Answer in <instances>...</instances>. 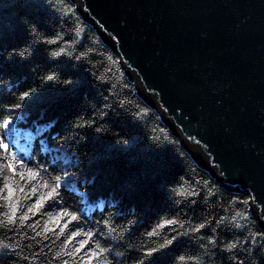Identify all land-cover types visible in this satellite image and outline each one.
Masks as SVG:
<instances>
[{"label": "trees", "instance_id": "trees-1", "mask_svg": "<svg viewBox=\"0 0 264 264\" xmlns=\"http://www.w3.org/2000/svg\"><path fill=\"white\" fill-rule=\"evenodd\" d=\"M68 6L73 12L67 13L64 8L53 15L38 7L37 0H0V49L5 55L12 49L18 52L11 59L0 56V119L12 115L10 127L34 137L29 140L20 135L22 142L18 143L12 131L4 133L0 129V139L10 146L0 149V188L8 183L24 189L23 194L15 193L19 207L14 224L7 223L4 213L11 209L0 197V244H18L17 252L22 253L21 257L10 258L8 249H0V264H136L142 250L158 248L170 239L171 227L183 224L180 230L187 231L198 223L221 219L223 224L212 225L223 232L217 233L220 249L228 243H238V247L213 253L207 243L212 233L202 232L204 247L213 257L203 264H229L241 249L244 255L240 258H246V264H264V236L245 246V239L255 238L259 230L248 194L225 190L197 165L170 125L137 92L118 54L85 22L74 3ZM21 17H31L48 31L58 33L63 37L59 46L72 56L52 57L48 53L58 51V47L48 46L46 52L44 47L32 44ZM81 52L86 55L76 59ZM51 72L57 79L43 81L42 77ZM64 77L72 78L74 85H64ZM29 88L36 92L21 100V93ZM17 103L21 108H15ZM93 111L97 119H104L101 127L108 134L74 127L81 122L76 119L78 114ZM116 132L128 139L127 145L114 143ZM9 159L14 160L23 179L2 167ZM20 160L23 167H19ZM38 165L49 172L55 166L53 175L64 169L76 173L57 200L46 199L39 211L34 205L49 190L42 181L51 180L43 172L39 179L29 178V169ZM178 175L185 176L183 188L187 192L200 195L177 196V201L188 203L165 212L164 185ZM32 187L38 189L35 196L31 195ZM68 212L75 213L77 219L74 221ZM26 213L28 219L22 221ZM237 213L240 215L233 221ZM167 219L178 223L164 225ZM237 223L242 227H236ZM194 244L195 238L181 240L156 255L151 264H172L177 252H185ZM97 245L108 251L99 253ZM93 252L98 255L92 257Z\"/></svg>", "mask_w": 264, "mask_h": 264}, {"label": "water", "instance_id": "water-1", "mask_svg": "<svg viewBox=\"0 0 264 264\" xmlns=\"http://www.w3.org/2000/svg\"><path fill=\"white\" fill-rule=\"evenodd\" d=\"M74 4L197 165L248 194L264 228V0Z\"/></svg>", "mask_w": 264, "mask_h": 264}, {"label": "snow or ice", "instance_id": "snow-or-ice-1", "mask_svg": "<svg viewBox=\"0 0 264 264\" xmlns=\"http://www.w3.org/2000/svg\"><path fill=\"white\" fill-rule=\"evenodd\" d=\"M75 3V0H37V6L40 7L43 11L51 13L53 15L60 13L64 8H67V13L73 12L72 7L68 6L69 4ZM21 24L23 25L24 31L28 35L29 40L34 44L36 47H44L45 51L48 52V46H56L59 48L58 51H51L48 53L52 57H61L62 54H66L67 56L71 57V52H66V49L64 47L59 46V42L63 39L58 33L48 31L45 27H43L37 20L31 18V17H21L20 20ZM115 39V37H113ZM18 55V52L16 49H12L7 51V54L5 55V50L0 49V56H4L5 59H11L13 56ZM86 54L81 52L76 59L80 60L82 59ZM63 75V74H61ZM57 79V74L55 72H51L49 74H46L42 77L43 81L51 82ZM64 85L71 87L74 85L75 81L70 77H64L63 78ZM36 92L35 89L29 88V90H24L21 95V100H27L30 96H32ZM15 108L19 109L21 108V104L17 103L15 104ZM104 116L107 115V113L103 114ZM139 115V113H138ZM76 119L80 120V123H74V127L78 130L87 129L89 131H92L93 133L97 135L102 134H108L107 130L101 127V124L104 123V119H97L95 112L91 113H85L83 116L77 115ZM14 121V117L12 115H4L2 119H0V129H3L4 133H7L9 130L11 124ZM28 139L32 140L34 137L31 134H28ZM128 139L122 135L119 134V132H116L114 137V143L117 145H127ZM9 144L4 143L2 139H0V149L7 150L9 148ZM17 153L12 152L11 156L14 158L16 157ZM29 164L32 163L31 160L28 161ZM24 166V161L20 160L19 167ZM2 167L7 168L12 173H17V165L14 163L13 159H9L7 163L3 164ZM71 167H76V165H71ZM56 171L55 166L52 167V172H49L48 169L43 168V166L38 165L36 169H29V178H35L39 179L41 172L49 176L51 183H49L48 180L42 181L43 187L46 189H49L45 195H41L39 197V200L34 205L35 209L39 211L41 205L45 202V200L53 201L55 202L57 198L60 195V192L64 189V186L66 183H69L72 181L73 178L76 177V173L73 171H68L66 169L61 170L60 174L53 175V173ZM21 176L23 179V173H17ZM185 179V176L178 175L175 179L172 181L166 183L164 185L163 191L165 200L167 201V207L163 210L165 212H173L175 209L185 206L188 202L185 201L183 204L175 199V197L180 196H198L200 193L197 192H187L186 189L183 188V181ZM190 179V178H188ZM177 188L180 190L177 191ZM19 191L21 194H23L24 189H16L14 186L9 185L8 183H4L3 187L0 188V197H2L4 200L8 202V207L11 209L10 212L4 213V215L7 217V223L9 225L14 224L16 221V215L19 207V201L16 198L15 193ZM38 189L36 187L31 188V195L35 196L37 194ZM7 193L4 195V193ZM250 199H255L253 197H250ZM192 204H196L197 201H192ZM264 203V201H262ZM32 209L29 208V212H31ZM65 211H62L60 213V217H63L65 215ZM68 215L72 217V219L75 221L77 219V215L72 212H68ZM240 214L237 213L236 216H232L233 221H237V217ZM59 218V217H58ZM28 214L26 213L23 217H21V220H27ZM157 219H159V216H157ZM257 220L261 221L259 217H257ZM178 223L177 220L174 219H167L164 221V225L168 226H175ZM220 225L223 224V220L220 221H205L196 224L195 226H190L187 231H181L180 229L184 227L183 224H180V227H171V233H170V239H167L164 244H161L158 248L152 247L147 248L145 250H142L140 252V259L136 261V264H151V261L154 259L156 255L163 254L164 252L168 251L169 249H172L174 245L179 243L181 240H193L195 238V244L192 248L188 249L185 252H177V254L173 257L172 264H203V261L212 259L209 255L208 249H205V237L201 234L202 232H211V237L207 240V243L211 245V252L215 253L216 251L220 250L223 251H231L232 249H237L238 243H228L225 245L224 249H220V235L223 234L220 227L213 228L212 225ZM164 225H161L163 227ZM135 225L133 224V227ZM258 226V232L255 238L248 237L245 239V246L248 243H253L255 239H259L260 237L264 236V228H259ZM236 227H242L239 223H237ZM11 230V229H10ZM131 229L129 230V232ZM89 236L93 235H99V233H88ZM149 235H152V233H149ZM85 244L88 242L85 241ZM20 246L18 244L13 245L12 243H6V244H0V249H8V252L6 255H8L10 258L12 256L21 257L22 253L17 252V248ZM99 248V253H105L108 251V249L100 248L99 245H97ZM98 253L93 252L91 254L92 257L97 256ZM117 255H121L117 253ZM244 255L243 249H241L235 256L234 260L230 259L229 264H246V258L241 259L240 256ZM26 259V258H25ZM67 264V262H65Z\"/></svg>", "mask_w": 264, "mask_h": 264}, {"label": "rangeland", "instance_id": "rangeland-1", "mask_svg": "<svg viewBox=\"0 0 264 264\" xmlns=\"http://www.w3.org/2000/svg\"><path fill=\"white\" fill-rule=\"evenodd\" d=\"M9 131H12L13 135L16 136V138H17V142H18V143H21V142H22L21 139H18V137H19L20 135H23L24 137H28V134H27L26 132H22L20 129H15V128H13V127H10V128H9Z\"/></svg>", "mask_w": 264, "mask_h": 264}]
</instances>
